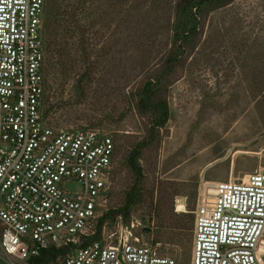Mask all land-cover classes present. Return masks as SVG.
I'll list each match as a JSON object with an SVG mask.
<instances>
[{
    "label": "rangeland",
    "instance_id": "374dc122",
    "mask_svg": "<svg viewBox=\"0 0 264 264\" xmlns=\"http://www.w3.org/2000/svg\"><path fill=\"white\" fill-rule=\"evenodd\" d=\"M178 2L64 0L79 6L77 21L86 33L79 40L86 51H80L78 35L68 40L73 69L62 80L68 105L46 123L111 136L112 186L102 211L117 210L133 183L126 155L151 126L149 114L137 110L138 92L147 80L162 77L159 98L169 119L142 151L141 201L127 219H107L102 232L104 238L118 236L133 223L134 233L160 256L190 264L195 213L212 202L214 185L264 168V0H232L204 12L168 70ZM43 70L55 90L61 82L56 65L47 66L45 57ZM85 71L79 98L73 85ZM65 188L79 190L75 183Z\"/></svg>",
    "mask_w": 264,
    "mask_h": 264
},
{
    "label": "built area",
    "instance_id": "2783aa9c",
    "mask_svg": "<svg viewBox=\"0 0 264 264\" xmlns=\"http://www.w3.org/2000/svg\"><path fill=\"white\" fill-rule=\"evenodd\" d=\"M42 17V0H0V264H34L49 249L64 252L49 264H176L133 223L108 238L102 226L88 241L110 194L115 144L43 119ZM195 215L190 264H264V168L216 183Z\"/></svg>",
    "mask_w": 264,
    "mask_h": 264
},
{
    "label": "trees",
    "instance_id": "16d2710c",
    "mask_svg": "<svg viewBox=\"0 0 264 264\" xmlns=\"http://www.w3.org/2000/svg\"><path fill=\"white\" fill-rule=\"evenodd\" d=\"M232 0H179L174 8L175 19L172 25L173 31V47L174 51L167 60V69L179 60L184 53V48L188 44L189 39L194 37L199 26V19L204 12L213 11ZM43 17L46 12V20L41 27V38L43 44L44 61L47 58V66L56 65L61 82L55 90L49 86L44 75V99L42 114L43 119H46L56 111L66 108L68 105L63 98V83L67 79L66 74H69L73 69L71 61V44L68 40L73 38V35H78V47L82 53H85L84 43L79 39L84 38L85 30L80 28L77 21V8L79 6L68 7L64 4V0H42ZM44 39V40H43ZM43 61V64H44ZM167 70V71H168ZM86 73L80 75L73 85L76 90V95L83 97V85L86 79ZM164 85H162V77L156 80L149 79L145 82L142 89L138 92L137 110L141 114H149L151 118V126L148 129L146 137L136 143L128 152L125 158V166L132 176L133 183L124 194V202L122 207L117 210L104 212L98 220L97 233L88 241L99 239L102 225L107 219L116 216H122L127 219L130 209L141 201V184L143 181V172L140 166L142 151L150 144L156 141L157 130L162 128L169 119V110L165 100L159 98V93ZM47 94V95H46ZM46 96V98H45ZM55 101L51 103V99ZM64 254L62 249H49L37 260L34 264H49L54 262L56 258Z\"/></svg>",
    "mask_w": 264,
    "mask_h": 264
}]
</instances>
